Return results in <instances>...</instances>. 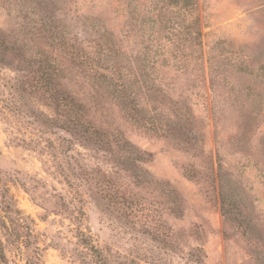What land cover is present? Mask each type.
<instances>
[{
    "label": "rangeland",
    "instance_id": "1",
    "mask_svg": "<svg viewBox=\"0 0 264 264\" xmlns=\"http://www.w3.org/2000/svg\"><path fill=\"white\" fill-rule=\"evenodd\" d=\"M153 1L55 0L48 14L92 58L100 54L85 19L98 20L121 47L127 76L142 67L141 20L155 16ZM41 8L0 0V30L11 42L37 44ZM196 14L199 60L179 69L158 58L124 79L133 93L157 86L166 102L154 111L145 98L148 114H161L164 129L165 105L178 110L183 137L134 123V104L116 101L102 81L96 94L83 67L52 44L60 82L86 105L81 124L67 128L36 89L34 69L7 55L5 74L25 77L29 115L0 105L5 264H264V0H197Z\"/></svg>",
    "mask_w": 264,
    "mask_h": 264
},
{
    "label": "trees",
    "instance_id": "2",
    "mask_svg": "<svg viewBox=\"0 0 264 264\" xmlns=\"http://www.w3.org/2000/svg\"><path fill=\"white\" fill-rule=\"evenodd\" d=\"M36 1L42 7L41 28L37 34V39H40V42L35 44L29 38H27L28 41L26 42H18L17 40L11 42L4 32L0 30V105L5 110L23 120H27L26 117L29 115L25 77L21 76L19 71L14 76L6 75L4 72L9 69L7 55L16 52L17 58L22 59L28 68L34 69L35 83L38 85L36 89L46 102L59 109L62 123L67 128L70 125L75 127L81 124V120L86 114L85 102L60 82L64 79L62 76L64 71L62 62L57 55H52L46 48L52 47L51 45L53 44L60 53L65 56L69 55L75 65L79 68L83 67V70H81L84 71L88 81L92 82L93 87H91L93 89H96L95 87H104L103 84L101 85L100 81H102L105 83L106 89H111L116 101L120 100L123 106L134 104L128 108L127 112L134 123L147 131L160 132L165 138H170L173 131H176L182 137L184 136L187 125L184 124V116L178 110L165 105V112L163 113L166 115L164 129L158 127L163 122L159 121L161 114H148L149 108L147 109L144 105L147 103L145 98L151 100L154 105L152 107L154 111H156L157 105H164L163 101L166 102V96H162V91L158 90L155 84L153 85L156 87H152L148 91L150 94L147 91L133 93L130 90L132 88V85H129L130 81L125 82L124 79L135 73L140 74L139 71L141 69L142 72L146 71L147 66L143 65L144 62L150 64V70L154 69V64L157 63L158 58H162L163 61L170 58L175 63H180L177 66L179 69L185 68L189 62H196L200 59V39L202 34L200 20L196 14L197 0H154L150 2L152 9L149 12L156 14L155 16L144 17L141 20L142 27L140 32L143 42L139 43L140 51L137 58L135 56L138 62L142 64V67H138L136 70L133 69L134 73H129L130 75L127 76L126 74L122 76L127 71H125L124 68L126 67L123 68L121 60H119V56L122 53L121 47L113 35L102 28L98 20L85 19V22H87L86 26L94 33L96 41L94 52L97 51L100 54L98 58H92L93 56L86 54L84 50L83 43L85 41H79L76 37L68 40L66 31L59 27V20H55L54 16L48 14L50 6L56 3L55 0ZM169 30L171 32L168 35ZM30 34L33 35V32H30ZM218 44L212 50H215ZM225 59L229 60L228 58ZM175 65L177 64L172 66ZM129 72H132L130 67ZM95 80L98 84H96ZM132 83H136V81ZM140 84L143 87V83L139 82V88H141ZM95 92L97 94V89ZM167 99L170 101L169 103H175L172 99L168 97ZM36 123L47 127L50 122L39 118ZM99 133L104 134L99 130L92 129V134L99 136ZM225 213L227 212L225 211ZM0 264H5L1 242Z\"/></svg>",
    "mask_w": 264,
    "mask_h": 264
}]
</instances>
